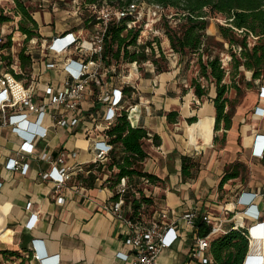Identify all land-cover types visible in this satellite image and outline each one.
Instances as JSON below:
<instances>
[{"label": "crops", "instance_id": "crops-1", "mask_svg": "<svg viewBox=\"0 0 264 264\" xmlns=\"http://www.w3.org/2000/svg\"><path fill=\"white\" fill-rule=\"evenodd\" d=\"M33 16L39 23V33L43 40L69 29L77 30L82 27L85 34L93 30L92 22L88 21L81 25H72L71 21L62 23L63 19L47 11ZM16 33L13 34L11 50L13 62L9 67L3 62L1 70L13 68L15 72L24 74L23 80L27 84L31 82L38 84L35 101L39 106L45 105L46 116L42 125L35 123L39 117L38 113H31L29 116L32 121L29 129L37 133V137L34 140V153L27 156L28 166L23 171L12 169L7 164L10 158L18 157L24 139L10 126L1 124L0 114L1 264H18L23 259L30 264H42L44 259L50 260L54 256L57 257L59 264H135L132 247L127 242L128 225L107 209L115 201L112 199L115 191L106 180L109 173L100 172L93 187L85 185L78 178L79 174H89V166L98 162L95 142L103 139L104 117L108 109V104L101 99V91L104 88L111 91L113 88L124 89L131 86L133 90L130 95L126 94V106L139 105V110L134 111L133 119V112L131 113L132 125H141L151 134L156 133L161 137L159 145L154 144L152 138L146 141L151 144L149 149H146L149 157L144 162V169L166 181L164 186L148 184L145 187L146 195L151 196L159 206L152 217H158L162 210L179 215L191 208H197L201 216L207 212L218 215L222 205L231 208L237 206L235 200L240 192H259L260 195L256 196L254 202L260 211V219L241 215L237 220L239 222L241 220V223L250 227L252 231L255 229L259 232L264 231L262 222L264 181L260 175L255 181L242 186L237 185L226 201L219 197L220 182L228 166L239 165L240 175L241 170L248 166L255 174L264 171V157L253 154L255 137L264 134V131L254 135L250 132V124H239V121L234 119L231 129H224L226 140L222 139L221 147L215 148L218 141L215 140V132L211 145L200 142L199 147H206L204 153L207 157L203 164L198 162L200 169L196 178L184 179L183 157H195L192 149L193 147L199 149L189 141L187 124L199 122L204 115L216 116V108L212 99L211 102L201 103L198 107H192L185 102L186 94L181 92V84L177 77L179 69L170 72L146 69L145 73H140L137 64L126 63L129 70L126 72L130 74L128 78L127 73L124 74L125 71H122L121 63L116 64L112 61L109 64L105 61L103 85L93 84L91 90L86 92L79 109L75 112L69 111L58 104H48L47 93L48 87L54 92L63 90L66 72L60 66L47 68L46 64L51 57L34 50L35 46L30 45L32 41L26 44V36L19 32L23 35V38H20ZM25 45L26 54L31 56L32 64L24 70L21 67L19 53ZM3 54L8 55L9 51L0 52L1 59ZM125 81L127 83H124ZM257 106L264 107V85L259 90L258 103L254 111ZM173 110L178 111L179 115L176 122H169L166 114ZM15 112L11 108L8 109V115ZM53 115H64L69 120L78 117L79 123L73 127L58 126L53 120ZM194 116L197 117V121L188 122L187 119ZM253 116L264 121V117L254 112ZM182 127L185 129L182 133L175 130ZM153 148L155 151L150 150ZM62 152L66 153V163L74 166L75 170L72 179L57 189L46 174ZM43 153H48L49 159L41 158ZM94 172H97L96 169ZM239 177L230 180H237ZM219 180V188L215 193L213 187ZM228 181L224 187H227ZM61 197L64 201L60 200ZM243 208L245 206H237V209ZM124 209L125 216L130 217V206L125 205ZM226 225L229 226V223ZM196 236L194 228L179 220L178 226L170 233L169 245L158 255V264H202L190 254ZM36 242L40 243V251L43 254L41 259L35 256L38 252ZM4 251L14 253L4 254ZM125 254L130 256L126 257Z\"/></svg>", "mask_w": 264, "mask_h": 264}, {"label": "trees", "instance_id": "trees-1", "mask_svg": "<svg viewBox=\"0 0 264 264\" xmlns=\"http://www.w3.org/2000/svg\"><path fill=\"white\" fill-rule=\"evenodd\" d=\"M15 10L21 17L18 23V30L26 35L28 42L33 37H40L39 23L34 18L30 7L26 0H13ZM134 0H126V2L117 3L113 0H107L110 4L126 6ZM149 3L162 5L164 8L172 7L177 13L174 16L165 15L163 18V26L165 34L169 38L170 48L173 52L182 55L197 52L199 53V63L201 66V76L212 78L216 85V96L212 99L216 108L215 130L218 131L223 126L229 130L233 126V118L235 115V105L237 98L232 99L228 93L232 88L239 95L242 93V86L237 76L241 73V69L252 71V80L246 81L247 85H251L253 80L264 78V0H140ZM88 4H101L99 0H88ZM210 13L222 14L226 17L228 25L219 24V30L222 38L230 45L231 61V82H226L227 70L223 66L219 55L209 53V57L204 60L203 55L209 49L206 44L213 36L207 34V28L210 25L208 18ZM175 19V22L172 21ZM91 20V17L87 19ZM12 21L11 16L6 9L0 6V25ZM86 21V20H85ZM127 19L119 22H113L107 31L104 46V59L107 63L115 62L130 63L137 62L142 65L147 61H153L156 56L157 46L160 54L164 51L160 47L159 39L146 40L144 43L139 42L141 35V27L128 28ZM180 21V23H179ZM175 23V24H173ZM253 35L257 37L254 45L250 46L248 37ZM13 34L6 35V40L0 42V52L7 50L8 55H1L5 64L9 67L13 62L11 48L13 45ZM159 44V45H158ZM157 45V46H156ZM239 47V52L234 48ZM149 49V50H148ZM19 58L21 67L25 70L27 66L32 64L31 56L26 54V45L20 51ZM17 78L23 79L22 73H17L13 68H8ZM158 72L164 70L159 66ZM244 81V75H241ZM191 86L198 98L202 99L208 94V88L198 78H193ZM133 88L125 87L124 92L130 95ZM135 111V110H134ZM169 122H176L179 112L170 111L167 114ZM188 122L197 121V117H190ZM214 136V125L211 128ZM105 135L109 141L114 144L111 152L110 160L105 168L99 162H95L89 166V174H79L78 178L89 187H93L100 172L111 173L107 181L110 187L115 191L113 200H118L119 193L117 186L122 177H128L130 191L127 193V205L131 206L130 218L142 220L143 210L149 205L154 204V199L147 196L145 189L140 187L144 183L158 184L164 182V179L155 173L148 172L144 169V162L149 157V153L145 148V143L152 138L154 144L161 143V137L158 134H151L150 131L141 126L132 125L128 117L126 108L120 110L115 122L105 130ZM218 137L215 136V140ZM223 141L226 140V132L223 134ZM96 169L97 172H94ZM200 169L197 160L191 156L183 157L182 175L184 179L196 178ZM240 176L239 165L232 164L228 166L225 175L220 182V188L230 179ZM147 179L148 181H144ZM139 194V196L137 195ZM240 222H242L240 220ZM198 234L206 236L210 232V226L203 219H199ZM250 228V227H249ZM251 245L249 239V230L246 227L232 228L224 234L214 237L210 245V253L212 261L208 264H247L256 251V239L252 229ZM250 247V250H249ZM249 251V253H248ZM12 251H4V254H12ZM248 254V255H247ZM247 257V258H246ZM246 259V260H245ZM1 264V261H0ZM18 264H30L23 259Z\"/></svg>", "mask_w": 264, "mask_h": 264}, {"label": "built area", "instance_id": "built-area-1", "mask_svg": "<svg viewBox=\"0 0 264 264\" xmlns=\"http://www.w3.org/2000/svg\"><path fill=\"white\" fill-rule=\"evenodd\" d=\"M93 14L89 22L93 23V30L84 33V29L66 30L52 38L43 40L41 53L44 56L51 57L47 62L46 67L49 69L60 66L66 72L67 77L64 80L63 90L54 92L51 87H48L49 94L48 104H58L65 110L77 111L83 101L86 92L91 90L92 85H103V70L105 69L104 46L105 37L109 26L113 22H119L122 19H127L128 28L141 27L138 23L142 21L147 13L148 19L153 18L158 21L163 18L166 10L162 5L149 3L146 1L134 0L126 6H119L104 2L102 4H91ZM150 24L147 22L146 25ZM143 29L141 30V32ZM5 29L0 31V42L6 40ZM26 36V35H25ZM141 35L139 40H141ZM39 37H33L29 41L36 43ZM13 40V37H12ZM149 40V38H147ZM146 41V40H145ZM144 41V42H145ZM140 42V41H139ZM13 47V46H12ZM12 50V48H11ZM149 50V49H148ZM171 50V48H170ZM173 59L178 58V54L170 51ZM64 59V61H63ZM3 60L0 58V114L1 124L10 126L12 130L21 136L24 140L23 145L18 151V157L10 158L8 166L12 169H27L26 158L29 154H33L35 150L34 140L37 133L31 131L29 126V116L31 113H38L39 117L35 121L36 124L42 125L46 116L45 105H38L35 101L37 95L38 84L31 82L27 84L23 79L16 77L14 73L7 70H1ZM150 62V61H149ZM137 64V62H130ZM115 65H113L114 68ZM114 70H116L114 68ZM130 78V74L127 73ZM125 77V76H123ZM124 83H127L126 81ZM104 90V91H103ZM101 92V99L108 104V109L104 117V135L103 139L95 142L96 160L105 168L110 160L111 152L114 144L109 141L105 135V130L109 128L116 120L121 109L126 108L128 117L131 121V113L135 110V105L126 107V93L123 88H113L111 91L104 88ZM13 109L16 112L8 115V109ZM254 113L264 117V107L257 106ZM53 120L56 125L64 127H73L79 123V118L74 117L69 120L66 116L53 115ZM253 154L264 157V134H258L255 137ZM76 153H74V156ZM48 153H43L41 158L49 159ZM75 167L66 163V153L62 152L57 162L47 172L46 176L55 185L57 189L66 185L67 181L72 179ZM82 170V168H80ZM144 181H148L144 179ZM119 193L118 200L111 203L107 209L112 212L118 219L125 221L129 227L127 237L128 244L131 245L133 253V261L135 264H158V255L169 245L170 233L178 226L179 220H182L187 225L195 229L197 236L191 250V256L197 258L202 264H208L212 261L210 253L211 241L214 237L224 234L230 227L240 228L246 227L249 230V239L251 241L250 228L237 220V217L250 216L253 219L259 220L260 214L257 205L252 206L249 210L245 204L251 200L250 194L259 196V192H240L237 195L235 204L237 206H245L243 209H237V206L231 208L227 205H222L220 214L207 212L204 216L200 215L197 208H191L182 214H171L168 210H162L158 217H152L149 220H135L125 216L124 206L127 205V193L130 191L128 177H122L117 186ZM64 201V198H60ZM255 200V199H254ZM254 200L251 202L253 203ZM32 207V204H30ZM131 208V206H130ZM203 219L208 226L210 232L206 236L198 234L197 223L199 219ZM229 223V226L226 225ZM35 247L38 252L35 256L41 259L43 255L40 251V243L36 242ZM129 257V254H125ZM58 259L54 256L52 259H44V264L57 263Z\"/></svg>", "mask_w": 264, "mask_h": 264}, {"label": "rangeland", "instance_id": "rangeland-1", "mask_svg": "<svg viewBox=\"0 0 264 264\" xmlns=\"http://www.w3.org/2000/svg\"><path fill=\"white\" fill-rule=\"evenodd\" d=\"M102 3L106 2L107 0H99ZM109 1V0H108ZM117 3L126 2V0H113ZM27 5L30 7V10L32 14L38 13H44V12H51L54 16H57L59 19H63L62 23H65L66 21H71L72 25H81L84 23H87L88 20L92 16L93 7L88 4V0H26ZM0 6L6 9V12L9 16H11L12 21L6 22L2 25H0V31L3 27H5V34L9 33H16V35L20 38H23V35L20 30H18V23L21 19L20 16L17 15L15 10V4L13 0H0ZM177 10L168 7L166 8L163 18L165 15L168 16H174L176 15ZM208 12V18L210 21V25L207 28V34L213 36L211 40H209L206 44H209V49L205 52L203 55V59L206 60L209 57V53H212L213 55H219L222 61L223 66L227 70V78L226 82H231V61L232 56L230 53V45L229 43L224 40L220 34L219 30V24H225L228 25L227 19L224 15L218 14V13H210L209 9H207ZM163 18L159 19L158 21H152L153 18L148 19L147 13L143 17L142 21L138 23V26H142L143 31L141 32V40L140 43H144L147 38L150 40H154L155 37L159 39V44L162 50L164 51V54L161 55L159 48L157 46V54L154 57L153 61H147L146 63H143L141 66L138 65L140 73H145L146 69H152L155 72L157 71V67H161L164 71L163 72H170L174 69H179V72H177V77L179 78L180 84H181V92L186 94L185 96V102H188L190 106L192 107H198L201 105V103H209L211 102V99H213L216 96V85L215 82L212 80V78H205L201 76V66L199 63V53L197 52H191L185 55L179 54L177 59H173L170 55V42L169 38L165 34V28L163 26ZM86 20V21H85ZM173 22H175V19H172ZM147 22L150 24L146 25ZM180 23V21H179ZM175 24V23H173ZM20 32V33H19ZM86 33V32H85ZM23 34V33H22ZM45 38V37H44ZM39 41L36 43H31V46H35L34 50L41 53L42 49V43L43 39L41 37L38 38ZM257 41V37H254L253 35H250L248 37L249 45L252 46ZM26 44L29 43L25 41ZM158 44V45H159ZM235 51L239 52V47L234 48ZM121 68L124 74L127 73L128 70L127 64L121 63ZM28 69V68H27ZM173 73V72H172ZM28 74V72H26ZM244 75V81L241 80V75ZM28 78V77H27ZM198 78L205 86L208 88V94L201 100L197 97V95L194 92V88L191 86L192 79ZM237 78L240 80V84L243 88L242 93L239 95L237 94V91L232 88L230 92L228 93V96L232 99L237 98V102L235 105V115L233 118L238 122L239 124H250V132H253L254 135L257 134L259 131H264V121L261 119L256 118V116H253L254 107L258 103V97H259V90L264 85V78L253 80L251 85H247L246 81L252 80V71L241 69V73L237 76ZM127 107V106H126ZM135 110H139V105L135 108ZM134 118V111L132 114V119ZM215 124V116L213 115H204L201 117V120L199 122H196L194 124H187V131H188V137L191 144H193L196 147L200 146V142H202L204 145H211L213 141V134L211 131V128ZM245 130V127H243ZM178 132H183L185 129L182 127L175 129ZM224 128L221 127L220 130L215 131V136L218 137V141L216 142L215 148H219L223 145V133ZM245 133V131H244ZM249 143V141H247ZM151 143H145V148L148 150L149 145ZM205 146L199 147V149H195L193 147L192 151L194 152L193 157L195 160H197L200 164H203L205 157ZM151 151H155V149H150ZM203 152V153H202ZM170 162H172V159H170ZM172 164V163H171ZM255 171L252 170L249 166L245 169L241 170V175L237 180H229L227 187L219 188V181H217L213 187L215 189V193H217L219 188V197L221 200L226 201V199L229 198L230 195H232V191L237 188L236 186H242L246 183H249L251 181L257 180V178L261 177L262 181H264V171H259V174H255ZM111 173L109 172V175ZM219 176V175H218ZM165 182L158 183L161 186L165 185ZM218 184V187H217ZM148 184H143L140 187H147ZM226 186V185H225ZM150 188L152 186L149 185ZM231 190V191H230ZM205 196H202L204 198ZM218 198V197H217ZM157 207H159L155 202L153 205H149L143 210V218L145 220H149L152 218L153 213L156 211ZM264 222V221H262ZM255 239H256V251L255 254L252 257V260H255L258 255L264 253V231L259 232L257 229L253 230Z\"/></svg>", "mask_w": 264, "mask_h": 264}, {"label": "bare ground", "instance_id": "bare-ground-1", "mask_svg": "<svg viewBox=\"0 0 264 264\" xmlns=\"http://www.w3.org/2000/svg\"><path fill=\"white\" fill-rule=\"evenodd\" d=\"M247 264H264V253L257 256L255 260H251Z\"/></svg>", "mask_w": 264, "mask_h": 264}, {"label": "clouds", "instance_id": "clouds-1", "mask_svg": "<svg viewBox=\"0 0 264 264\" xmlns=\"http://www.w3.org/2000/svg\"><path fill=\"white\" fill-rule=\"evenodd\" d=\"M250 197H251L250 202L247 203V204H245L246 206H248V209L247 210H249L252 206L257 205V204H255V202L251 203L255 199V196L252 195ZM42 264H44V263L42 262Z\"/></svg>", "mask_w": 264, "mask_h": 264}, {"label": "water", "instance_id": "water-1", "mask_svg": "<svg viewBox=\"0 0 264 264\" xmlns=\"http://www.w3.org/2000/svg\"><path fill=\"white\" fill-rule=\"evenodd\" d=\"M250 245H251V241H250ZM249 250H250V247H249ZM248 253H249V251H248ZM248 255V254H247ZM247 258V257H246ZM246 260V259H245ZM244 264V263H243Z\"/></svg>", "mask_w": 264, "mask_h": 264}]
</instances>
